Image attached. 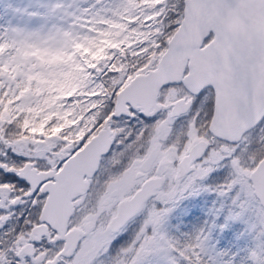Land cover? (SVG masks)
<instances>
[{
  "label": "snow or ice",
  "instance_id": "1",
  "mask_svg": "<svg viewBox=\"0 0 264 264\" xmlns=\"http://www.w3.org/2000/svg\"><path fill=\"white\" fill-rule=\"evenodd\" d=\"M0 264H264V0H0Z\"/></svg>",
  "mask_w": 264,
  "mask_h": 264
}]
</instances>
